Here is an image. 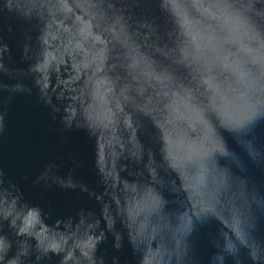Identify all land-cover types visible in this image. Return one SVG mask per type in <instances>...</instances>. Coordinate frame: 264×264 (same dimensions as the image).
<instances>
[{
  "label": "water",
  "instance_id": "1",
  "mask_svg": "<svg viewBox=\"0 0 264 264\" xmlns=\"http://www.w3.org/2000/svg\"><path fill=\"white\" fill-rule=\"evenodd\" d=\"M0 264H264V0H0Z\"/></svg>",
  "mask_w": 264,
  "mask_h": 264
}]
</instances>
